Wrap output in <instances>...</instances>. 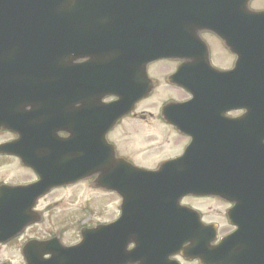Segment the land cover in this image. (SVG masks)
<instances>
[{"label": "flooded vegetation", "instance_id": "1", "mask_svg": "<svg viewBox=\"0 0 264 264\" xmlns=\"http://www.w3.org/2000/svg\"><path fill=\"white\" fill-rule=\"evenodd\" d=\"M247 3L249 9L264 10V0H248ZM260 3H263V5H260ZM179 4L181 8H191L187 19L189 21L188 31L198 38L194 39V41H198L201 45L200 48L203 55L201 61L197 58L196 50L188 49L186 52L177 51L179 55L177 58L159 59L150 62L147 65V73L152 90L145 98L139 100L135 104L134 110L129 115L120 119L117 125L106 136L108 142L113 144L119 157L124 158L137 167L145 169L159 168L162 163L180 155L190 145L191 147L192 145H197L195 151L192 152L191 150L190 154L193 163L200 164L198 161L205 155L201 152L200 146L196 142L200 137L205 144L208 143L213 146L211 152L215 154L213 156L215 159L218 150L222 146L226 151L232 149L234 144H238V137H235V134L238 133H202V128H195L189 122L186 124L187 130L182 131L181 128L185 124L181 122L172 123L167 120V117H170L178 121H190L192 115L200 116L201 114L211 112V105L205 102L201 103L203 105L195 103L192 108L186 107V105L191 104L192 94L186 87L171 80L180 67H182V71L178 75V80L181 83L186 85L197 79L199 85H201L203 79L200 76L201 74L214 73L215 79L222 78L231 85L235 97L238 98L239 78L237 70L251 64L253 66L255 55L261 52L264 53V34H258L260 29L253 21L249 22L248 34H240L239 32V24L245 23V18L240 17L244 13H240L238 0H180ZM245 6L246 3L242 5V7ZM172 15L170 24H182V35L184 39L189 40V35H184L185 25L182 18H176V16L181 15V12H172ZM198 23L207 24V27L205 29L192 27V24ZM214 25L217 27L215 28ZM245 39H247V44L238 42ZM244 57L247 59L244 60ZM130 61L132 63L129 78L134 80L137 74L133 69H136L137 60ZM83 62L85 60L72 58V64L76 66ZM97 62L104 63L101 61ZM235 69L236 73L234 72ZM106 76H111V74L108 72ZM103 77L105 78V75ZM210 82H212L211 77ZM222 83L223 81L220 79L218 84L222 86ZM12 85L3 84L0 85V89L14 88ZM73 88L71 96L63 97L62 104L56 106L55 111L57 113L53 117H49L43 124L38 122L40 117H36L40 113L41 108L40 106H33L31 104L34 99L31 98L30 92L24 93L25 97L20 99L9 96L10 93L0 91V116H9L23 120L24 125L23 130L1 129L0 145L14 142L18 138L16 133H25L24 148H14L13 150L21 151L26 158V161H22L21 157L13 155L14 153L7 154L5 153L6 149H0V264H15L16 257L21 262L20 264H26L23 248L30 241H45L50 238H57L61 243L63 242L62 232L57 226L48 228L43 226V223L46 215H52L58 202H60L61 199L58 198V194L63 190L77 191L78 183L53 187L43 194H41L38 188L28 191L24 190L26 186L36 184L40 179V173H43L44 168L52 163L50 161L52 159V148L47 149L50 151L48 153V161V156L41 153V146L43 145L41 141L46 137L45 133L48 137L59 138L68 137L69 133H83L79 132L78 129V117L81 111L80 108H86V106H81L79 94L82 93L84 95L85 90H79L78 72L74 73ZM161 92H163V96L158 99L161 100L155 107L158 111L152 112L149 105L152 103L154 97ZM87 98L85 97L83 100ZM114 99L116 97L110 96L106 98L105 96L104 99L102 98V102H111ZM169 104L178 107L172 108V113L164 115L162 111L163 107ZM218 107L219 111L215 114V118L217 119L216 127L221 132L223 131L222 123L224 119H236L244 113L243 110L238 109L237 106H233V103L226 99L224 103L219 100ZM49 109L51 110V108ZM88 109L94 110L93 107H89ZM131 117L138 119L146 125L158 124L159 133H121L120 126L127 118ZM205 129L204 131H206ZM214 134L220 136L226 135L228 138L227 142L224 144L217 142L214 139ZM241 134L244 135L246 133ZM47 139L49 147H52L54 139ZM238 146L242 148L240 144ZM233 159V155H231V161ZM214 164L221 167L217 161ZM195 166L192 165V168ZM237 167V163L226 166V168ZM236 180L241 185H246L242 182V178H237ZM257 181L258 178L247 189L249 194L247 200L255 209L251 210L249 215L255 214V218L262 216L264 219V178L262 179L263 186L260 190ZM38 194L41 195L38 196ZM191 199L200 198L185 196L180 200V205L191 206ZM122 202V197H119V203ZM220 202L223 203V207L219 209V225L217 226L216 241L211 242V245L216 246L224 236L235 232L238 242H236L237 245L234 243L236 249H233L231 253H225L227 246L222 243L219 245L216 255L222 257L221 261L226 259L227 264H244L243 260H248V264H264V242L243 241L239 236L240 232L238 230H243L244 227L233 225L228 221V210L232 205L225 201L220 200ZM14 212L18 215L31 216L35 222L26 226L16 236H11L10 228L5 225L6 221L2 217L11 215ZM260 221L257 224H253L258 225V230L261 227ZM201 232L204 239H206V233ZM192 244L197 243L192 241L185 242L182 248H187ZM176 245L177 243L173 241L170 246L175 247ZM132 248H134V243H129L128 249ZM245 248H248V252L242 251ZM143 260H147V258L144 257ZM158 262L156 260L155 264H159ZM132 264H141V260ZM164 264L202 263L198 259L186 258L183 252L180 251L169 256V259L165 260Z\"/></svg>", "mask_w": 264, "mask_h": 264}, {"label": "bare ground", "instance_id": "2", "mask_svg": "<svg viewBox=\"0 0 264 264\" xmlns=\"http://www.w3.org/2000/svg\"><path fill=\"white\" fill-rule=\"evenodd\" d=\"M147 1L153 3L155 1L166 2L167 0H139L138 2H136V0H129L128 3L129 8L132 10V14H131L132 16L129 18V22H133L135 20L137 13L145 7ZM247 1L248 0H238V6L244 5ZM189 10H191V8H183V7L181 8V16L185 25L184 35H189V40L181 39L180 41L176 40L170 42V39H167L166 41H159L156 45H152L151 48H149V51L146 52L145 54L139 48H134L129 51H125L124 53L120 50L119 51L120 55L116 51H114L113 53L110 54V56L106 60V62L109 63L107 67L112 66L111 64L113 65L118 63L120 65L127 64L128 68L126 71L131 72L132 61L129 60L136 55L138 61L136 62V69L133 70L136 71V74L139 76L140 81H143L142 83L145 86H149V82L146 80V78H147V65L150 63V61L145 64V71L141 72L140 62L143 60V57L154 58L160 55L164 56L165 54L171 56L175 54L177 51L186 52L189 49V50H196L197 58L201 61V57L203 55H202V49L200 48L201 47L200 43L198 41L189 42V41H193L194 39H198L196 35L190 34L188 31L189 21L187 19L189 17L188 15ZM113 22L115 23L116 21ZM214 27L216 28L217 26L214 25ZM133 29L135 28H132V30ZM136 30L137 29H135V31ZM108 33H110V31H108L107 34ZM114 40L116 42V39ZM246 59L247 58L244 57V60ZM91 71L93 72L94 68H92ZM240 73L238 74L239 79H240ZM180 74L181 73H178V75ZM103 75L105 74L103 73ZM178 75L176 77V81H179ZM98 77H102V75H99ZM119 79L120 78L118 76L115 77L106 76L104 80V84L101 87L98 88L90 87L89 89L85 88L84 96L92 98L91 104L95 103L94 98L98 95L100 91L105 93L103 99L105 98V96L106 98H108L113 95L114 88L107 89L106 84L110 80L119 81ZM220 79L223 81L222 86L218 84V81ZM142 83H138L135 81L132 84L128 83L127 85L122 86L120 89L117 90V94L115 97L116 98L121 97L123 92L125 93L127 92L125 86H129L130 88L133 89V88H137ZM97 84L99 83L92 82V85H97ZM116 84L117 83H115V85ZM187 86L192 90L195 97L205 98L207 99L208 104L211 105V112H207L203 116L192 115V118L189 121V123H192L195 126V128L198 129L206 128L207 129L206 133H223L219 129H217L216 126L210 127L208 123L214 120L216 112L219 111V107H218L219 100H221L223 103L225 99L231 101L233 104H235L238 107V109L245 108V112H247L245 116H242L240 118L226 119L222 123L223 128L231 127L236 122L244 121L252 111L257 112V109L252 106V103L250 101H242L236 98L235 94L232 91L231 85L226 81H224L222 78L215 79L214 77L212 79V82H210L209 79L207 78L204 80V82H201V85H199V81L195 79L194 82L187 84ZM210 87L214 88V90L212 91ZM70 96L71 94H69V97ZM81 106H85V104L82 103ZM118 109L119 108L113 109L112 112L111 110L105 111L107 117L105 120L101 121L102 122L101 125L103 126L108 124L109 125L104 129L98 128L99 133H89V134L97 135L98 138L103 139L107 134V131H109L115 125L118 116L116 110ZM80 110H81L80 113L81 116L83 117L89 116L88 108H80ZM252 119L253 118L250 119L247 126L248 131H250L251 133H246L244 135L241 133L235 134V137H238V144H234V147L232 149L226 150L224 152L222 151L221 148L218 160L217 157L216 159L215 157H213L215 154L211 152L213 146L208 143L205 144L202 141V138L200 137L198 138V140H196V142L198 146H200L201 152L205 154L204 157L200 159V161H198L200 162V164L193 163L191 154H189L185 162L181 163L178 166V168L171 173L170 176L166 175L162 179H155V178L145 179L143 177L131 178V181L135 183L137 189L131 191H133L137 195V197L135 198V201L130 200L129 204L126 206L127 209L131 210V213H130V218L128 219L126 225L122 227V230H124L123 234L127 232L132 233L128 236L125 235V239H129L131 242L135 243V247L138 253L142 255V257H146L147 259H150L158 254V251L156 249V243L157 240L162 236H173L174 240L178 245H181L185 242L195 241L197 239L198 228L195 218L193 217L192 214L188 213L182 207L176 206L172 200L174 194H178L181 197H184L187 192L191 191V187H187L186 184H189V182L190 183L195 182L197 181V179L206 176L207 164L208 166H210L212 170V163L214 160L218 161L219 165H221V167H219L218 165L215 167L214 173L218 174V176L211 175L207 179H204L203 185L209 188L228 191L232 193L234 196L241 199H245V198L248 199L249 194L247 189L251 184H253L256 181V178L258 176L256 170L260 168H264V161L260 162L258 166L252 165L251 167H247L248 170L246 169L244 170L245 174H241V176H242V182L246 184L245 186L241 185L235 178L230 176H225L223 175V173L226 166L230 163H237L238 168L243 163H247L242 157L238 156L239 144L241 145L242 147L241 149L243 151H248V150L253 151L254 158L250 160L251 162L259 157L261 150L264 148V133L263 135L259 133V132H264V123L256 127H253L251 125ZM78 129L79 132L86 131L84 128L80 126L78 127ZM214 139L217 142L219 143L222 142L221 144H224L227 142L228 138L226 135L220 136L214 134ZM92 140H95V136L91 135V137L89 136L87 140V144L89 146L91 145L97 146L98 143L96 142L90 143V141ZM102 144H104L106 147L105 152L101 150V151H95L94 153H87V155L98 156L99 157L98 166L100 168H105L108 162V158L106 155L107 152H109L108 140L102 141ZM196 148L197 145H192L191 147L192 152L195 151ZM59 150L60 152H64L63 149H59ZM59 150L57 149L56 151L59 152ZM68 155L73 157L79 154L67 153L65 156ZM231 155H233L234 158L233 161H231ZM68 158L69 157H67V159ZM66 160L64 161L57 160V162L65 163ZM206 161L208 162L207 164ZM56 165H58V163H56ZM192 165H196V166L192 168ZM115 170H116L115 173L119 175L118 177L120 178V180L126 178V172H125L126 170L124 168L117 167ZM114 178L117 179V177ZM159 185L161 187H159ZM138 191H140L141 193L148 191L149 192L152 191V192L138 195ZM154 206H157V210L160 212V215L162 216V223L164 225H167L166 227L167 230L165 231L158 229V226L151 225L153 227L151 228V226L147 225L146 223L137 221L138 220L137 214L145 215L148 217V219L153 218L156 214V212L153 210ZM255 217H256L255 214L246 215L243 218L242 222H246L248 224L247 231H250V233L247 235L246 232L245 233L246 236L240 235L239 233L238 234L243 241H245V239L247 238L249 242L262 243L264 242V219L262 216H259L258 218ZM259 220L263 222L261 224L260 229L258 230V225H253V224H257ZM138 234L140 237L138 236ZM206 234H207V239L213 238V236L211 235V230L207 229ZM235 235L236 233L225 241L227 246L225 249V253H231L233 249H236L234 243L236 244V242H238V238H236ZM213 256L214 255L212 254L211 260L213 259ZM215 257L217 258L218 263L222 259L220 255L215 254Z\"/></svg>", "mask_w": 264, "mask_h": 264}, {"label": "water", "instance_id": "3", "mask_svg": "<svg viewBox=\"0 0 264 264\" xmlns=\"http://www.w3.org/2000/svg\"><path fill=\"white\" fill-rule=\"evenodd\" d=\"M128 3L129 0H0V60L6 59L10 61L4 64L6 69L0 67V82L10 80L6 77L7 71L19 76V78L15 80L26 81L24 76L19 75V73L25 71L19 69L17 62L11 61L12 58L18 59L21 56H12V52L62 50L67 52L77 51L80 57L87 56L92 50L86 49L85 51H79V46L74 45V41L80 39L81 43L94 44L96 49L99 46L100 51L104 53L111 54L116 51L119 54L120 50L124 53L125 51L139 48L145 54L152 45H156L159 41H166V34L169 32L177 33V31L173 29L172 24L162 28L169 31L166 33V31H162V29L160 31L159 26L154 25L155 23L151 24L152 19L146 20L142 18L140 23L125 20L124 15L118 14L117 10L118 8H126L127 18H130L132 15L128 13V10H130ZM113 14L119 15L120 21L114 23L113 21L115 19L113 18ZM262 14L264 13H261V15ZM168 15L165 17L166 22L169 20ZM152 17L151 15V18ZM106 18H111V22H106ZM101 20L105 22L102 23L101 26H105L106 31H110V33L107 34L105 31L102 34H98L92 31V27L98 26ZM138 27L142 28V30H132V28ZM114 39H116V42ZM96 49L95 53L96 56H98V51H96ZM157 57L162 56L160 55ZM98 58L100 57H95V60L85 64V66L94 65L97 66V68H95L96 70L105 69L106 72V68H108L107 66L109 64L106 62L107 59L103 61L104 63H98ZM154 58L143 57L142 72L145 71V64ZM0 64H2V62H0ZM11 65L12 69L9 71L8 69ZM83 65L84 64L81 66ZM111 65L112 66H109L111 76L115 77L119 74V71L116 72V64ZM51 66L52 69L57 68L55 63H52ZM68 69L70 73V66ZM123 75L124 72L120 71V76H118L120 79L118 82L123 81ZM70 83L71 81L69 79L65 80V84ZM127 87V92H123L120 97V106L119 109L116 110L117 115L123 114L124 110L130 108L135 100L145 96L150 90V84L149 86H145L143 83L137 88L132 89L129 86ZM109 88H114L113 93L117 94V90L121 87L110 85L107 89ZM113 107L114 106L109 107L106 105L104 109L106 111L111 110L112 112ZM98 128L101 127L96 124L95 133H99ZM94 136L96 137L97 135ZM99 140L102 144L103 139L99 138ZM85 147L87 148V145H85ZM83 149L84 146L81 145L80 150ZM95 151H101V149L91 145L89 152L94 153ZM107 158L109 159L108 156ZM110 159H112L111 156ZM98 161V156L95 155L94 161L91 159L89 162V166H91L89 170H84V168L81 167L80 169L72 167L74 164L63 165L62 173L65 174L63 175L65 177L63 182L76 180L86 174L99 171L100 167L98 166ZM117 167L122 168L119 166L118 162H114L112 168L104 169V172L100 175L99 183L114 189L122 187L136 188L134 182L127 181L125 183L124 180L136 178L148 173L153 174L152 172L143 173V170L134 168H124L126 170V178L120 180L118 177L119 175L115 173ZM114 177H117V179ZM120 226L119 222H116L108 226L100 225L95 229L84 230L82 242L69 248H63L45 242L35 248L37 253L29 252L30 247L34 248V246L27 248L25 253L30 259V264H110L108 261L106 262L107 252L115 246H104L103 243L106 234L110 237L114 236L117 239L120 235ZM20 228L21 227L16 228L15 232ZM109 228H111V230H109ZM117 249L118 248H116V250ZM113 250L115 251V249ZM121 250L123 251V249ZM46 253L51 254V257L47 260H43V255ZM113 257L116 258H114V263L112 264H120L124 262L121 260L125 255H117L114 252Z\"/></svg>", "mask_w": 264, "mask_h": 264}, {"label": "rangeland", "instance_id": "4", "mask_svg": "<svg viewBox=\"0 0 264 264\" xmlns=\"http://www.w3.org/2000/svg\"><path fill=\"white\" fill-rule=\"evenodd\" d=\"M260 5H263V3H260ZM162 96L163 92L154 97L149 105L152 111L155 110L156 105L161 100L158 99ZM155 102L157 103L155 104ZM158 128L154 125L151 127L145 126V124L137 122L136 119H128L120 130L121 133H158ZM58 198L61 199L60 202H58L52 215H46L43 226L48 228L57 226L61 230L63 242L66 244L79 240V228L84 223L94 226L98 222H108L115 216V198L101 191H92L87 184L79 185L77 191H61ZM194 203L202 208L207 220L219 219L221 205L216 200ZM76 222L78 232L75 231L74 227ZM20 263L16 257L15 264Z\"/></svg>", "mask_w": 264, "mask_h": 264}]
</instances>
